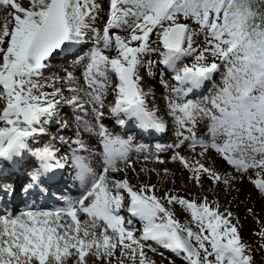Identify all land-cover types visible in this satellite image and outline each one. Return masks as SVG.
<instances>
[{"label":"snow or ice","instance_id":"snow-or-ice-1","mask_svg":"<svg viewBox=\"0 0 264 264\" xmlns=\"http://www.w3.org/2000/svg\"><path fill=\"white\" fill-rule=\"evenodd\" d=\"M0 12V203L16 194L10 175H24L26 196L50 195L68 168L83 188L60 207L0 209V264H155L149 242L185 264H256L264 222L251 207L255 244L218 200L158 196L138 179L157 170L137 172L130 158L144 147L105 121L165 131L145 90V74L163 66L175 139L143 159L165 164L160 154L170 152L201 189L207 181L227 196L247 180L264 198V0H0ZM57 57L68 63L46 76ZM217 74L209 96L189 99ZM73 124L72 136L60 134Z\"/></svg>","mask_w":264,"mask_h":264},{"label":"bare ground","instance_id":"bare-ground-1","mask_svg":"<svg viewBox=\"0 0 264 264\" xmlns=\"http://www.w3.org/2000/svg\"><path fill=\"white\" fill-rule=\"evenodd\" d=\"M4 15H5V13L0 12V17H3ZM103 17H104V15L101 14V19L98 22L101 25L104 22ZM121 34H123V33H121ZM152 58L153 57H151L150 59H152ZM56 59L63 61V63H64V60L61 57H57ZM53 70L51 69L50 72H46L45 75L48 76L51 74V72H55ZM81 71H82V69H81ZM152 72L155 73L154 76H148L147 74H145V90L150 92V95L148 97L149 106L157 108L160 110L159 114H160L161 118L164 119L165 124L167 125L166 130L161 132V133H157V131H155V130H149V131H147L148 133H146L145 132L146 130L144 131V130L138 129L135 126L129 125L127 128H123V127L118 126V129H119L118 132L119 133L117 135L126 137L128 135V132H134V131L138 134V138H139L138 141L141 144L144 143L143 147H144L145 151H142V152L133 151L130 153V158L133 160L137 172H139V169L141 167H145V166L148 169L155 168L157 170V172H149L147 174L142 173L138 179L140 182L156 185V188L158 190L156 194L158 196H162L164 194V191L172 189L174 192L178 193L179 195L186 196L189 199H192L194 197L195 198L200 197V194H198L199 192H196V194L192 196L189 194V191H191V189H196V190H199L200 192L204 191L205 193H208L210 191L211 187H209L205 183H204L203 189H201L198 186L193 185L188 180V176H185V173H184L185 171L183 170L182 167H180L181 165L179 163H174V162L170 161V159H169V157L171 155L170 152H165V153L160 154V155H162V157L165 160H168V163H165V164H159V163H156V162L151 161V160L145 161L143 159V157L145 155H149L150 153H154L156 145L161 144L164 139L169 141L170 143H173V141L175 139L174 124L172 123L170 117L164 116V110L166 108V103H167L165 97L168 95V93L161 86V84L159 83V80L161 78H163L164 80H167L170 83H172V82H171V80L165 79L164 75L161 77V73H163V72H160L156 66H154L152 68ZM157 83H159L160 86ZM208 85H209V83L206 84L203 89L196 91L189 98H191L193 96H199V97L203 96V98L209 96L211 93L206 94L207 93L206 90L208 89ZM199 97H198V100H199ZM109 99H111V98H109ZM105 123L111 124L112 122L110 120H106ZM72 127L74 128L75 125L74 124L70 125L69 129L71 128V131L68 135H66V134H62V135H65L66 137H70L71 133H73L72 131H74V129ZM113 129H115V128H113ZM66 132H68V130ZM114 132L116 133V129L113 131V133ZM148 144H150V146H151L150 148L147 146ZM93 146H95L94 141H93ZM137 146H141V145L135 144L133 149H135ZM181 152L184 155H188L189 149L183 148V149H181ZM84 155H87V154L84 153ZM166 157H168V159ZM90 162L92 163L93 167H96V161L95 160H91ZM218 164H222V161H217V165ZM163 167L169 169V175L167 177H165L163 175V171H162L164 169ZM224 167L225 166H223V168ZM70 171H71V168L69 170H67V169L63 170V175H62L59 183L50 187V189H49L50 195L43 196V197L26 196L20 190L21 184L26 182V178L24 177L23 174L5 176L4 182L14 184L17 191H16V194L14 196H5L3 198V202L0 203V209H7V211H9V212H18V210H22L26 206H30L33 204L39 209H52V208L62 206L65 202V199H72V200L77 199L81 195V193L83 192V188L81 187L80 182L78 180H76V179L73 180L72 178L69 177L68 173ZM72 172L74 173L73 170L71 171V173ZM157 173H160V174H157ZM72 176H74V178H75V174H73ZM129 179L133 184H137V178L135 177V175L133 173H129ZM73 181L75 182V184ZM62 191L66 192L67 198L61 196V198H60L61 201H60L56 198H58V195ZM254 204L258 205L257 203H254ZM254 208L256 209V206H254ZM176 209L179 212H183L179 208V206H177ZM259 210H260V205H259ZM123 214L125 216H128V214L126 212H124ZM136 223H138V222H136ZM244 231L245 230L242 231V229H241V233ZM243 237H245V238H243L245 241L255 244L254 242H251L250 238H247L249 236L245 235L244 233H243ZM155 245H154V247H152L153 249L158 248V247H156L157 245L156 246ZM152 248H148V249H150V251H151ZM163 250L167 254L170 253L169 250H166L164 248H163ZM152 254H153L152 251L148 252L149 259L154 260V258H155L157 260H161L159 255H155V254L152 255Z\"/></svg>","mask_w":264,"mask_h":264},{"label":"rangeland","instance_id":"rangeland-1","mask_svg":"<svg viewBox=\"0 0 264 264\" xmlns=\"http://www.w3.org/2000/svg\"><path fill=\"white\" fill-rule=\"evenodd\" d=\"M106 7H107V4L105 3V8ZM103 18L105 19V17H103ZM152 59H156V57H153ZM66 63H68V62L64 61V63H63V61L54 59L52 61V65H53L52 70L54 69L53 71H56V69L61 68ZM156 67L158 68V70L160 72L164 73L163 75H164L165 79L171 80V72L170 71L165 72L163 69V66H156ZM220 80H221V76H220V74H217L215 76L214 81L209 83L208 89L206 90L207 91L206 94L211 93L212 89L217 84L220 83ZM157 84L159 85V83H157ZM198 97L199 96H193L189 99H192L193 101L199 102L203 98V96L202 97L200 96L199 100H198ZM149 107H151V106H149ZM66 113H67V110H65V113H62V115H66ZM106 125L109 128V130H111L112 132L116 129V133L114 132L115 135H117L119 133L118 132L119 129L113 123H111V124L106 123ZM113 128H115V129H113ZM73 129H75V127ZM70 131H71V128L68 129V132L65 131V132H62L60 134L68 135L70 133ZM56 134H57V129L53 128L51 130V135H56ZM70 136H72V133ZM121 137H123L125 139H130L132 142V146H134L135 143H137L139 140V138H137V135L134 133H132L131 135H128L126 137H124V136H121ZM46 140H47V137H45V141ZM169 143H170L169 141L164 139L161 144H169ZM137 144H139V143H137ZM142 145H144V143H142ZM61 154H63V153H61ZM166 158L168 159V157H166ZM218 165L220 166V168L221 167L223 168V166L226 167V165H224L223 162H222V164H218ZM218 165H216V166L219 167ZM165 167H163V168L165 169ZM69 169L70 168H68V170ZM71 171H72V169H71ZM71 171L68 173L70 178L72 177L73 174H75L73 172H72L73 173L72 174ZM229 171H231V169H229ZM184 173H185V176H188V173L186 171ZM204 183L206 185H208L209 187H211L207 181H205ZM74 184H75V182H74ZM236 187L239 188V192L237 193V192L233 191L231 195H227V196L223 192H221L219 189L213 190L212 187L210 188V191L208 193H205L204 191L200 192L199 190H196V189H191V191H189V194L193 196L196 194V192H199L198 194H200V196L207 195L210 201H217L218 200V202L221 205V210H223L225 207H230L231 210L233 211V213L239 217V222L242 225V227H241L242 231L245 230L244 232L241 233L242 237H243V233H244L245 235L249 236L247 238H250L251 242L256 243L257 238L253 235V233L256 230H258L260 225L256 222V218L254 216L247 213L246 209L251 207L253 209V211L256 213V215L260 218V220L262 222H264V198L260 197V195L257 193V191L253 188V186L250 183L247 182V180H245L242 183H238L236 185ZM63 194L64 193H60L59 196H62ZM59 196H58V199L61 198ZM62 197L66 198V196H62ZM234 197H235V201L230 203V201H233ZM254 203H257L258 205L254 204ZM259 205H260V210H259ZM254 206H256V209L254 208ZM175 211H176L177 218L180 219V221L182 223L189 219V217L187 216L186 213L179 212L177 209H175ZM134 227L136 229H139L141 227V225L139 223H136V224H134ZM241 229H240V231H241ZM243 238H245V237H243ZM151 244H152V247H154L155 244L153 242H151ZM156 247H158V248H156L155 250H153V248L151 249V251L153 253L152 255H154V254L159 255V257L161 258L162 261L157 260L155 258H154V260L150 259V260L154 261L155 264H185V262L181 258L176 257L173 253L170 252L167 254L164 252L162 247H160L158 245ZM151 251L147 247L145 248V252H146L147 256H148V252H151ZM255 259H256V264H264V253H260V252L255 253Z\"/></svg>","mask_w":264,"mask_h":264}]
</instances>
